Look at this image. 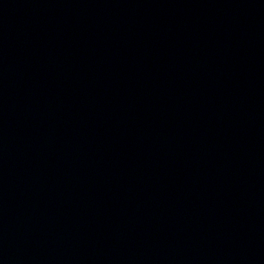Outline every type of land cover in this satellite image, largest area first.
Wrapping results in <instances>:
<instances>
[{"label": "water", "instance_id": "1", "mask_svg": "<svg viewBox=\"0 0 264 264\" xmlns=\"http://www.w3.org/2000/svg\"><path fill=\"white\" fill-rule=\"evenodd\" d=\"M0 264H264V0H0Z\"/></svg>", "mask_w": 264, "mask_h": 264}]
</instances>
